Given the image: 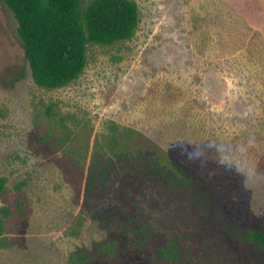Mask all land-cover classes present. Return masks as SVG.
I'll return each mask as SVG.
<instances>
[{
  "label": "rangeland",
  "instance_id": "obj_1",
  "mask_svg": "<svg viewBox=\"0 0 264 264\" xmlns=\"http://www.w3.org/2000/svg\"><path fill=\"white\" fill-rule=\"evenodd\" d=\"M134 1V35L89 43L81 75L49 88L0 0V208L18 196L27 208L6 222L0 264H264L245 235L264 231L259 0ZM113 124L187 180L113 154Z\"/></svg>",
  "mask_w": 264,
  "mask_h": 264
},
{
  "label": "trees",
  "instance_id": "obj_2",
  "mask_svg": "<svg viewBox=\"0 0 264 264\" xmlns=\"http://www.w3.org/2000/svg\"><path fill=\"white\" fill-rule=\"evenodd\" d=\"M17 21L25 57L36 84L49 88L65 86L78 78L84 71L89 43L110 44L132 37L139 23V9L134 0H93L82 9V0H3ZM264 1L254 6L260 12L249 13L248 17L258 22L262 19ZM261 21V20H260ZM248 22V21H245ZM253 22H248L252 26ZM261 23V22H260ZM111 151L118 156L142 155L141 160L152 167L155 180H187L178 169L180 163L173 159L152 156L139 144L138 130L118 124L111 126ZM170 143L187 145L169 139ZM143 142V141H142ZM144 143V142H143ZM145 147V146H144ZM159 147V146H158ZM190 150V149H189ZM8 179L0 176V194L7 192ZM24 182L16 187L20 189ZM15 209L9 205L0 208V249L10 241L6 222L12 216L24 218L27 214L21 196L15 200ZM264 213V210H263ZM247 238L264 249V231L248 229ZM86 254L77 259L86 260Z\"/></svg>",
  "mask_w": 264,
  "mask_h": 264
}]
</instances>
